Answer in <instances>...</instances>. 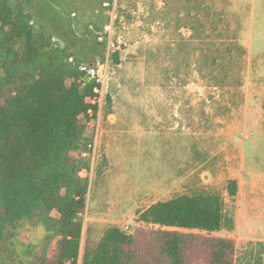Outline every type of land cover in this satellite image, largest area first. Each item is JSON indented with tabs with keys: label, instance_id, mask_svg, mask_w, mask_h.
<instances>
[{
	"label": "rangeland",
	"instance_id": "374dc122",
	"mask_svg": "<svg viewBox=\"0 0 264 264\" xmlns=\"http://www.w3.org/2000/svg\"><path fill=\"white\" fill-rule=\"evenodd\" d=\"M13 4L56 46L71 47L82 66H107L103 103L91 120L80 118L88 149L72 153L89 164L79 264L86 245L109 228L159 229L140 222V213L202 195L223 200V227L181 231L231 238L236 264H264V0ZM231 180L236 198L227 191ZM53 233L36 219L11 224L0 234V264L53 261L61 240Z\"/></svg>",
	"mask_w": 264,
	"mask_h": 264
},
{
	"label": "trees",
	"instance_id": "16d2710c",
	"mask_svg": "<svg viewBox=\"0 0 264 264\" xmlns=\"http://www.w3.org/2000/svg\"><path fill=\"white\" fill-rule=\"evenodd\" d=\"M33 20L23 5L0 0V234L36 219L54 232L50 239L61 238L53 261L38 264H79L89 195L80 173L89 164L72 153L88 149L80 118L98 110L89 101L99 85L71 47L56 46ZM113 61L120 63L119 52ZM227 191L236 198L238 182L229 181ZM225 217L218 195L159 202L139 217L159 229L127 234L111 227L97 245H86L82 264H236L235 240L181 231L212 234Z\"/></svg>",
	"mask_w": 264,
	"mask_h": 264
},
{
	"label": "built area",
	"instance_id": "2783aa9c",
	"mask_svg": "<svg viewBox=\"0 0 264 264\" xmlns=\"http://www.w3.org/2000/svg\"><path fill=\"white\" fill-rule=\"evenodd\" d=\"M81 70L87 73V76H91V80L96 81V83L99 85L95 89L96 96L94 99L90 100L89 102L93 105H96L97 103H103V95H104V86L106 83V72H107V66L105 63L98 62L96 65L90 64L89 66H81ZM94 114V110L91 109L89 111V115ZM83 117V116H82ZM88 171L83 170L80 173V176L82 178L86 177Z\"/></svg>",
	"mask_w": 264,
	"mask_h": 264
},
{
	"label": "crops",
	"instance_id": "0c3cea01",
	"mask_svg": "<svg viewBox=\"0 0 264 264\" xmlns=\"http://www.w3.org/2000/svg\"><path fill=\"white\" fill-rule=\"evenodd\" d=\"M260 199H262L261 197H260ZM263 200V199H262Z\"/></svg>",
	"mask_w": 264,
	"mask_h": 264
}]
</instances>
